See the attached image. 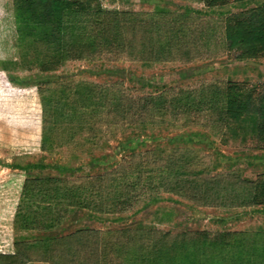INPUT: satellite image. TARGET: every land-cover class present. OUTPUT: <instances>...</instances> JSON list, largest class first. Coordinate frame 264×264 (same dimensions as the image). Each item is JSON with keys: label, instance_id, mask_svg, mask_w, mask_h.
<instances>
[{"label": "rangeland", "instance_id": "obj_1", "mask_svg": "<svg viewBox=\"0 0 264 264\" xmlns=\"http://www.w3.org/2000/svg\"><path fill=\"white\" fill-rule=\"evenodd\" d=\"M16 4L0 0V254L18 258L0 264H133L200 233H235L222 260L264 264V55L226 39L264 0H99L126 12L125 41L75 48L92 16L68 11L65 51ZM229 82L253 96L242 117L223 112Z\"/></svg>", "mask_w": 264, "mask_h": 264}, {"label": "trees", "instance_id": "obj_2", "mask_svg": "<svg viewBox=\"0 0 264 264\" xmlns=\"http://www.w3.org/2000/svg\"><path fill=\"white\" fill-rule=\"evenodd\" d=\"M202 1L212 7L226 5L231 0ZM98 2L99 0H16L17 17L18 20H23L25 24L28 22L31 25L33 24L32 26L34 28H39L40 30H36V32H40L43 38L47 39V41L50 40L49 45H61L58 46L57 49L61 51L65 48L63 47L62 41L67 28L65 20L67 12H88L91 13L92 16L91 36L89 35L87 38L81 36L72 41L73 45L75 44V48L77 46L80 47V45H82V47L91 45V50H93L100 47L104 39H106V43H109L108 45L110 46H114L115 44L122 45L125 41L123 38V30L126 25L121 18V14L126 12L102 10ZM103 16L105 18H103ZM134 26L136 27L135 24L133 27ZM71 28L75 29V26L72 25ZM72 35H75L74 31ZM226 39L228 41L229 49L239 50L240 59H254L263 56L264 5L248 12H241L229 16L226 22ZM71 49L74 50V46H72ZM148 54L151 57L154 56V46L150 48ZM238 86L239 83L237 82H229V86L227 87L226 92H224V95L226 94L227 104L223 106V112L229 117H242L245 110L251 107L250 101H252L253 96H248L247 98L241 91L235 92L234 90H236L235 88ZM86 87L84 86L85 91H88V88L98 92H102L103 90H107L106 92L112 91L111 88L106 89L93 83ZM65 89L66 88L62 89V96L66 95ZM84 90L78 91V94ZM125 97L127 96H124L123 93L122 98ZM190 97L191 96H188V98ZM116 108V110L122 114L121 116L125 117L128 108L127 104H124L123 99L122 103L119 106H116ZM260 133L261 136H263L264 129ZM261 139L264 140L263 138ZM44 140L46 141V138H44ZM39 182L52 183L55 181L50 178H29L26 180L24 188L25 190H28L32 184H37ZM58 190L59 189H57V191ZM57 193L59 194L60 192ZM233 234L235 233L223 234L222 236L219 235L213 237V239L209 238L206 233L195 234L192 237H190L189 234H183L177 236L172 241L167 240L168 234H165L160 238L162 239L161 243L159 242L161 241L159 239L157 243L151 246L152 249L150 250V253H148V256L145 255L143 259L139 260L142 258V254H135L136 256H133L132 262L133 264L145 261V264H236V262L238 264H250L249 260L242 261V258L239 257L238 259L240 260L233 263H229L230 261H223V254L218 253V250L222 249L224 252L228 245L234 243L235 240L232 238ZM55 241L54 238H49L46 240L47 245L45 246H49ZM122 246L123 245H121V248ZM4 258L8 260H16L18 258V253L13 255L0 254V260Z\"/></svg>", "mask_w": 264, "mask_h": 264}]
</instances>
